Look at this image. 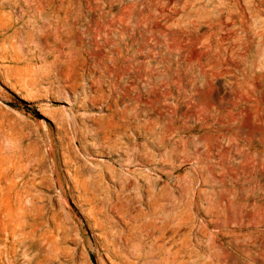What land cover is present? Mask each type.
Masks as SVG:
<instances>
[{
	"label": "rangeland",
	"instance_id": "1",
	"mask_svg": "<svg viewBox=\"0 0 264 264\" xmlns=\"http://www.w3.org/2000/svg\"><path fill=\"white\" fill-rule=\"evenodd\" d=\"M262 61L264 0H0V168L55 264H264Z\"/></svg>",
	"mask_w": 264,
	"mask_h": 264
},
{
	"label": "bare ground",
	"instance_id": "2",
	"mask_svg": "<svg viewBox=\"0 0 264 264\" xmlns=\"http://www.w3.org/2000/svg\"><path fill=\"white\" fill-rule=\"evenodd\" d=\"M41 184L42 177L37 178L31 166L10 161V167L0 168V255L10 257V264H55L58 258L57 214L45 212ZM29 246L41 257L19 261L18 253Z\"/></svg>",
	"mask_w": 264,
	"mask_h": 264
}]
</instances>
